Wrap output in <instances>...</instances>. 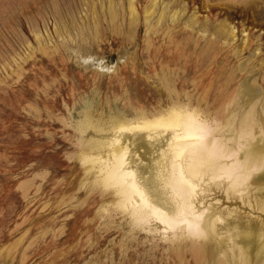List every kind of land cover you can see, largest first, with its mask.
<instances>
[{
	"label": "rangeland",
	"instance_id": "rangeland-1",
	"mask_svg": "<svg viewBox=\"0 0 264 264\" xmlns=\"http://www.w3.org/2000/svg\"><path fill=\"white\" fill-rule=\"evenodd\" d=\"M246 87L264 95V0H0V264H234L225 244L205 253L134 223L86 158L121 139L171 211L166 137L121 127L182 108L222 126L248 115L258 138L264 112L243 106ZM206 183L201 203L238 211L234 234L264 227V193L245 205ZM238 241L256 264L259 246Z\"/></svg>",
	"mask_w": 264,
	"mask_h": 264
},
{
	"label": "bare ground",
	"instance_id": "bare-ground-1",
	"mask_svg": "<svg viewBox=\"0 0 264 264\" xmlns=\"http://www.w3.org/2000/svg\"><path fill=\"white\" fill-rule=\"evenodd\" d=\"M262 95L246 87L243 106L251 111L259 105L264 112ZM256 121L246 115L222 126L196 110L172 108L159 116L121 127V130L145 135L148 141L166 137V149L161 150L166 164L163 163L159 177L163 189L170 195L171 211L157 204L143 187L137 170L129 163V145L125 146L121 139L100 144L106 155H94L86 161L92 162L95 170L98 168L102 181L115 188L121 198L119 203L130 211L134 223L141 228L151 230L152 222L157 221L175 237L201 243L205 253H215L225 244L233 254L234 251L240 253L241 258L235 257L234 264H248L238 241L247 237L255 249L259 246L256 264H264V259L260 258L264 250V227L257 229L248 224L242 234L236 235L233 231L238 227H232L228 220L234 213L237 216L238 211L223 208L216 199H210L211 203L200 202L209 185L206 180L218 188L224 187L228 195H237L245 205H251L252 199L248 196L251 192L264 193V128H260L261 136L257 138ZM256 183L259 184L255 186ZM259 201L264 205L263 197ZM223 230L226 232H221Z\"/></svg>",
	"mask_w": 264,
	"mask_h": 264
}]
</instances>
